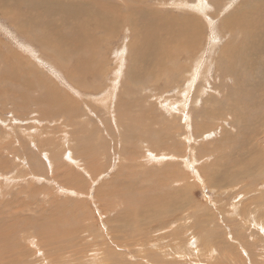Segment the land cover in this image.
<instances>
[{
    "label": "rangeland",
    "instance_id": "rangeland-1",
    "mask_svg": "<svg viewBox=\"0 0 264 264\" xmlns=\"http://www.w3.org/2000/svg\"><path fill=\"white\" fill-rule=\"evenodd\" d=\"M27 1L0 9L17 20L0 12V264H155L160 256L176 264H264V165L251 169L255 180L233 185L218 184L214 165L245 143L244 133L253 135L245 124L240 135L226 113L237 86L220 67L223 46L235 48L243 31L264 23V8L253 5L259 0H80L98 9L97 19L107 17L106 26L86 22L81 5L73 4L81 22L50 11L59 31L67 19L87 32L86 47L68 53L59 40L38 37L50 28L20 27L32 16ZM173 23L197 39L193 49L145 68L134 52L156 42L148 37L159 35L154 26L163 28L164 49L184 45L172 39ZM250 107L242 120L259 112ZM258 137L264 151V134ZM174 190L182 210L163 221L167 230L135 226L146 218L134 212L145 198ZM157 235L166 237L153 242Z\"/></svg>",
    "mask_w": 264,
    "mask_h": 264
},
{
    "label": "bare ground",
    "instance_id": "bare-ground-1",
    "mask_svg": "<svg viewBox=\"0 0 264 264\" xmlns=\"http://www.w3.org/2000/svg\"><path fill=\"white\" fill-rule=\"evenodd\" d=\"M9 0H0V9L2 10V7L5 6V4L8 3ZM57 0H28L26 2V4H23L26 6V8H28L29 10H31V15L32 16H29V13L28 15L26 16L27 17V24L28 25H25V24H21L20 27L21 28H28V26H37V27H40L42 26V28H50L51 29V33L49 35L46 34V32L42 33L41 36H38V37H41L42 40L44 41H47V40H53V41H56L60 43H62L64 46L67 47V49H65V52H67V50H71L72 52L74 51H77V48H84L86 47V44H88V35H87V32H84V31H81L78 29V27H75L74 25H76V23H72V22H67L68 20L65 19V24L62 25L63 27H67V30H62V31H59L58 27V23H56V18L58 17H54L50 11H53V10H56L57 11V15L58 14H61V13H64L67 16H70L71 19H77V15L75 14V11L74 8L76 6H74L75 4L76 5H81L83 6L84 8V12H78V13H81V14H84L85 17V21H93L91 23H94L96 28L97 27H100V26H106V18L104 19H97L96 17V12L98 11L97 8L93 9L94 7V3H91L92 6H86L87 4H90L88 2H82L80 0H76L77 2H73V0H58V2L60 1V5H58V3L56 2ZM247 1V0H246ZM23 2V1H22ZM93 2V1H92ZM250 2V1H249ZM11 3V2H10ZM9 3V5H10ZM251 3V2H250ZM20 3H18L19 5ZM74 4V5H73ZM253 4V3H252ZM251 4V5H252ZM15 5V3H14ZM16 8V6H14ZM17 5V4H16ZM256 8H264V0H259V2H255L253 4ZM107 6V5H106ZM111 6V5H110ZM109 6V7H110ZM7 7V6H6ZM19 7V6H18ZM17 7V9H18ZM92 7V8H91ZM108 7V6H107ZM249 7V5H248ZM247 9H250L248 8ZM8 8V7H7ZM87 8H89V10H87ZM137 8V7H136ZM117 9V8H116ZM135 9V8H134ZM19 10V9H18ZM111 10L114 11L113 8H111ZM139 10V9H138ZM144 10V9H143ZM262 10V9H261ZM259 11L258 13L262 12V11ZM24 11V10H23ZM87 11V12H85ZM104 11H107L109 13V9H104ZM104 11H101V12H104ZM1 12V11H0ZM6 11H2L1 13L4 14V15H7L8 16H11L12 17V20L11 22L14 23V21L17 22V20H15L16 18L14 17L13 14L11 13H4ZM26 12V11H25ZM100 12V11H99ZM115 12V11H114ZM137 12V11H136ZM135 12V13H136ZM141 12V11H140ZM242 12V11H240ZM14 13V12H13ZM21 13V12H20ZM105 13V12H104ZM104 13H102L103 15H105ZM145 12H143L142 14H144ZM148 13V12H146ZM255 11H252L250 12L251 15H254ZM257 13V14H258ZM17 14V13H16ZM93 14V17L92 19H90V15ZM129 14V13H128ZM232 14V13H231ZM241 14V13H240ZM25 15V14H24ZM23 16H20V17H17V18H21V17H24ZM36 15L38 17H36ZM101 15V14H99ZM140 15V14H139ZM152 15V14H151ZM234 15V14H233ZM263 15V14H261ZM52 16V17H51ZM106 16V15H105ZM109 16V15H108ZM123 16V15H121ZM232 16V15H229V17ZM130 17V16H129ZM110 18V17H109ZM108 18V19H109ZM123 18V17H121ZM158 18V17H157ZM241 18V17H240ZM25 20V17L23 18ZM59 19V17H58ZM61 19V18H60ZM118 19V18H117ZM127 19V18H126ZM130 19H132V17H130ZM136 19V18H135ZM138 19V18H137ZM140 19V17H139ZM144 19V18H143ZM193 19V17H192ZM260 19H264V18H260ZM63 20V19H62ZM78 21L81 22V20L77 19ZM157 20H160V19H157ZM190 20V17L187 21ZM249 20V19H248ZM64 21V20H63ZM110 21V20H109ZM115 21V20H114ZM147 21H144L142 20V23L140 24V26L142 27V31L144 30L143 32V35L141 34H136V37L138 36V38L140 39V35H141V42L145 43L143 41V38L145 40L148 41V38L146 39L145 37H147L148 35V32L146 31L147 27L150 26L147 24ZM186 21V22H187ZM232 21V20H231ZM234 21V20H233ZM83 22V20H82ZM130 22V21H129ZM160 22H162L160 20ZM159 22V23H160ZM165 22V21H164ZM185 22V23H186ZM192 22V21H191ZM237 22V21H236ZM248 22V21H246ZM257 22V21H256ZM264 22V21H262ZM19 23V21H18ZM17 23V24H18ZM61 23V22H60ZM90 23V24H91ZM132 23V22H131ZM149 23V21H148ZM157 23V22H156ZM235 23V22H234ZM161 24V23H160ZM169 25V23H167ZM166 24V25H167ZM171 24V22H170ZM228 24V22H227ZM232 24V23H231ZM253 24V23H252ZM19 25V24H18ZM79 25V24H78ZM138 25V24H137ZM167 25V26H168ZM173 29L171 30L174 38H172V36L170 38L174 39L175 41H182V40H186L184 42V45L182 46V43L181 45L177 46L176 48H172V51H168L166 49H164V43H161L162 41V30L163 28H157L156 29V26H154L155 28V32L156 34L159 32V35H151V36H148L150 38V42L152 41H155L153 43V45H150L148 47V50L144 49V50H138L137 52H134V58L137 60V57L138 59H141L142 62L144 63V66L145 68L149 67L148 65L150 64H153L154 61H157L158 59L162 60V59H172L173 57H175L174 55L178 54L180 52H182V49L183 50H186L185 52L188 53L190 52L192 49H193V42L192 40H194L196 42L197 39H194L192 35V31L189 30L188 33L191 34L188 37V35L186 36L183 31H182V34H181V26L178 25V23H173ZM239 25V24H238ZM245 25V24H244ZM250 25V24H249ZM77 26V25H76ZM134 26V25H133ZM158 26V25H157ZM152 27V26H150ZM171 27V26H169ZM246 27H247V24H246ZM33 28V27H32ZM32 28L30 29V31L32 30ZM36 28V27H35ZM237 28V27H235ZM234 28V30H235ZM252 28V27H251ZM41 30V28H38ZM183 29V28H182ZM185 29V28H184ZM238 29V28H237ZM249 29V28H248ZM21 30V29H20ZM40 30H39V33H40ZM232 30V28H231ZM22 31V30H21ZM25 31V30H23ZM86 31V30H85ZM229 31V29H228ZM233 31V30H232ZM240 31V30H239ZM247 30H245V32L243 31L242 33H245L244 36L242 37V40L240 42L239 45H237L235 48L231 49V48H228L229 47V43H226L223 50L225 58H224V62L223 64L218 61V63L222 64L223 65V68L220 67V69L222 70V72L225 73V70L228 71L231 75H233V80H235V85L237 86L236 88V92H237V98H233L234 96H232V99L233 100V104H227V108L226 109V113L228 112L229 114L231 115H234L235 119H236V122L238 124V131H239V134L241 135L242 132H243V124H245V126L247 128L250 129H253V135H250L251 138H249L248 135H246V133H244V138L245 139H242V141H245V143H240L238 142L237 144L238 145H241V149H239L238 145L237 147L234 149V151L229 154L230 157L227 158V161H224L222 162L221 159H219V161L221 162H217L214 161V165L215 166H218V175L220 176V183L218 184H236L238 183L237 181H240V182H244L245 180L248 179V181L250 179H253L255 180L256 177H252L254 175L251 173V169L254 168V167H261L263 168L261 165L263 164L264 165V151L261 150L257 145L254 144V142L256 140H260L259 139V134H264V127L261 128V129H258L257 125H264V77L262 78V76H264V23H259L257 24L255 27H253V29L250 31V29L248 31L250 32H246ZM42 32V30H41ZM140 32V31H139ZM234 32V31H233ZM230 31V33H233ZM147 33V35H146ZM167 33H165L166 35ZM146 35V36H145ZM168 35H171V34H168ZM36 37V36H35ZM239 37V36H238ZM152 38V40H151ZM190 38V39H189ZM164 39V38H163ZM168 39V38H167ZM166 39V40H167ZM171 39V40H172ZM233 39V38H232ZM241 39V38H240ZM165 40V41H166ZM170 40V41H171ZM39 41V40H38ZM41 41V40H40ZM231 41V40H230ZM234 41V40H233ZM239 41V40H238ZM164 42V40H163ZM173 42V41H171ZM232 43V41H231ZM238 43V42H236ZM164 44V45H163ZM177 44V42H176ZM180 44V42H179ZM198 44V43H197ZM233 44V43H232ZM231 44V45H232ZM56 45V44H55ZM170 45V44H169ZM196 45V44H195ZM148 46V45H147ZM167 46V45H166ZM172 46V45H171ZM169 47V46H168ZM222 47V48H223ZM54 48V47H53ZM228 48V49H227ZM166 50V51H165ZM181 50V51H180ZM226 50H227V53H226ZM84 51V50H83ZM180 51V52H179ZM64 52V53H65ZM222 52V51H221ZM68 53V52H67ZM181 54V53H180ZM191 54V53H190ZM137 56V57H136ZM83 61V60H82ZM135 63V62H134ZM133 63V64H134ZM86 64V62H85ZM92 64V62H91ZM140 66V65H139ZM143 66V64H142ZM147 66V67H146ZM85 67V65H84ZM89 68V67H88ZM144 68V67H143ZM10 70V69H9ZM238 71V72H237ZM254 71V72H252ZM257 71V72H256ZM245 74H241V73H244ZM76 73V71H75ZM259 73H262V74H259ZM137 75V74H136ZM245 77V79H241L242 77ZM130 76V75H129ZM132 76V75H131ZM130 76V77H131ZM132 80V79H131ZM206 82V81H205ZM241 83V84H239ZM244 84V85H243ZM207 86V85H206ZM234 91V93H235ZM233 93V94H234ZM106 96V95H105ZM225 98V96H224ZM229 98L231 99V96H229ZM15 99V98H14ZM229 100V99H227ZM34 101V100H33ZM232 101V100H231ZM35 102V101H34ZM243 103L244 106L246 107H241L243 105H238L237 103ZM217 103V102H216ZM224 103V102H223ZM232 103V102H231ZM15 105V104H14ZM224 106V105H223ZM250 106H253L254 110L257 108L259 112H257V114L255 113V115H252L251 118L249 120L244 119L242 120L243 116H244V113L248 112V110L251 111V107ZM263 107V109H262ZM226 108V107H225ZM235 108H241L240 110L241 111H238L237 109ZM243 109V110H242ZM204 110V109H203ZM220 109H218V112H219ZM246 111V112H245ZM202 113V112H201ZM207 113V112H205ZM212 114V111L211 113ZM247 114V113H246ZM250 114V113H248ZM220 116V115H219ZM250 116V115H249ZM225 119V118H224ZM227 120V119H225ZM227 123V122H225ZM241 125V127H240ZM222 131V130H221ZM226 133L223 132V137L226 136L225 135ZM237 141V140H236ZM247 141V143H246ZM251 141V142H250ZM251 143V145L249 143ZM264 140L260 141V143H263ZM223 143V142H222ZM249 147H248V145ZM40 149V148H39ZM39 152V151H38ZM225 154V153H224ZM227 155V154H226ZM226 155L222 156L226 159ZM252 156V158L248 159L247 156ZM30 156V155H29ZM228 157V156H227ZM262 158H263V161H262ZM213 165V164H212ZM213 167V166H212ZM214 168V167H213ZM216 168V167H215ZM247 169H250L247 170ZM255 169V168H254ZM256 171V170H255ZM202 174V173H201ZM206 174V173H205ZM43 175V174H42ZM209 175V174H208ZM210 175H212L210 173ZM215 176V174H213ZM213 176V177H214ZM206 177V176H204ZM209 177V176H207ZM250 177V178H249ZM210 178V177H209ZM219 179V178H218ZM208 180V179H207ZM215 180V179H214ZM209 181V180H208ZM212 181V180H211ZM209 181V182H211ZM216 181V180H215ZM214 181V184H216ZM219 182V181H218ZM250 183V182H249ZM251 183H253L251 181ZM114 184V183H113ZM213 184V185H214ZM216 187V185H215ZM218 187V186H217ZM221 187V186H220ZM168 192V191H167ZM178 194H182L180 191L178 190H174V192H168L166 194V192H163V194L161 196H155V197H152V198H145L142 202V205L141 207L139 208H136V210H132L136 213H141L144 217L146 218H136L137 219V222H135V226L136 227H139V228H143V229H146V226L148 224H151L150 226H155L156 228L159 229V232L161 231H164V230H167L168 229V226L167 224L170 226V222L169 223H163L164 220H168L172 214V212H174L173 210L174 209H178V210H182V208L178 207L177 208V205L174 203V202H177V200H179V197H178ZM123 195V194H122ZM185 197V196H184ZM181 202V200H180ZM179 202V203H180ZM140 206V204H139ZM171 207H173L171 209ZM135 209V208H133ZM261 212V211H260ZM176 212H174L172 214V217L175 215ZM133 214V212H132ZM135 216V215H134ZM140 216V215H139ZM143 219V220H141ZM173 219V218H172ZM128 220V219H127ZM133 220V219H132ZM129 221V220H128ZM157 223H159V226L157 225ZM201 223V222H200ZM133 224V226H134ZM197 224V223H196ZM124 225V224H123ZM197 226V225H196ZM132 227V226H131ZM191 227H194L195 226H191ZM133 228V227H132ZM192 229V228H191ZM185 231V230H184ZM194 231V229H193ZM192 231V232H193ZM197 232V231H196ZM179 233V232H178ZM153 234V233H152ZM146 235V234H145ZM169 236L171 238L172 241H176V237L175 236V233L172 237V234L169 233ZM153 237V236H152ZM166 236L164 235L163 237L162 236H158L157 235V238H151L152 241L154 242L155 239H164ZM182 237H185V236H182ZM4 238V237H2ZM188 238V237H186ZM193 238H194V235H193ZM220 238V237H219ZM29 239V238H28ZM179 239H182V238H179ZM189 239V238H188ZM187 239V241H188ZM54 240V239H53ZM52 240V241H53ZM51 241V242H52ZM58 241V240H57ZM151 241V240H150ZM180 241V240H179ZM200 241V240H199ZM56 242V241H55ZM169 242V241H168ZM205 242V241H204ZM165 242H161L160 245L162 244V247H164V244ZM187 243V242H186ZM43 244V242L41 243ZM131 244V243H130ZM129 244V246H130ZM172 244V243H171ZM192 244L195 245V242L192 241ZM121 245V244H120ZM157 245V244H156ZM182 246V244L180 242H178V244H176L174 247H176L175 249L178 250V248H180ZM5 247V246H4ZM20 247V246H19ZM162 247H160V249H163ZM41 248V247H40ZM173 248V247H172ZM202 248V247H201ZM44 249V248H42ZM197 249V248H196ZM152 250V248H151ZM153 251V250H152ZM149 250V252L147 253L148 255V258L151 257V254H153L154 252H152ZM169 251V250H168ZM136 253V252H135ZM207 253V252H206ZM45 254V253H44ZM43 254V255H44ZM141 255V254H140ZM187 256V255H186ZM199 256V255H198ZM162 256H160V259H158L155 264H158V263H164V264H176V263H169V262H162ZM46 259V258H45ZM142 260V259H141ZM187 261V260H186ZM189 261H193V260H190L188 259V261L186 263L189 264ZM190 262V263H191ZM197 262V261H196ZM45 263V262H44ZM195 263V260L194 262ZM104 264V263H103ZM192 264V263H191Z\"/></svg>",
    "mask_w": 264,
    "mask_h": 264
}]
</instances>
